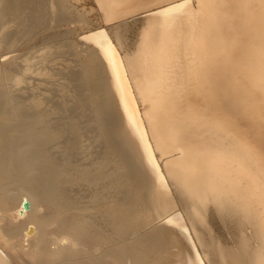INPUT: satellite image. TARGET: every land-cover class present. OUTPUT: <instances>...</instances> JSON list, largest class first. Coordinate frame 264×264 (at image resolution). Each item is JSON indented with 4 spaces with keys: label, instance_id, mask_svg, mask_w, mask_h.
I'll list each match as a JSON object with an SVG mask.
<instances>
[{
    "label": "bare ground",
    "instance_id": "obj_1",
    "mask_svg": "<svg viewBox=\"0 0 264 264\" xmlns=\"http://www.w3.org/2000/svg\"><path fill=\"white\" fill-rule=\"evenodd\" d=\"M71 1L0 0V264H206V256L189 259L184 230L178 238L158 224L203 192L177 203L145 77L120 31L94 22L92 0ZM240 3L234 44L253 96L235 113L264 174V85L251 63L254 51L264 67V0ZM214 60L207 96L234 102ZM168 80L165 88L178 83ZM151 221L158 226L146 232Z\"/></svg>",
    "mask_w": 264,
    "mask_h": 264
},
{
    "label": "rangeland",
    "instance_id": "obj_2",
    "mask_svg": "<svg viewBox=\"0 0 264 264\" xmlns=\"http://www.w3.org/2000/svg\"><path fill=\"white\" fill-rule=\"evenodd\" d=\"M157 1L92 0L94 22L120 31L128 54L145 77V103L161 115L156 126L165 150L162 170L177 203L203 192L202 199L187 205L186 215L176 209L180 215L175 212L160 223L151 221V226L146 222L149 227L144 224L146 228L141 229L148 232L156 222H165L166 233L178 238L184 230L181 241L187 240L190 246L187 254L206 256V264L205 259L215 264H264V174L240 135L235 113L240 107L241 114L253 96L251 75L234 44L238 38L236 7L249 0H185L183 4L179 3L184 0H172L155 5ZM260 37L264 43V32ZM252 52L256 77L264 85V67H259ZM215 57L221 60L223 86L235 89L234 102L229 94L214 100L207 96L208 73L215 71ZM168 79L178 83L165 88ZM66 152L62 157L69 160ZM203 205L204 210L194 212V207ZM202 221L206 228L198 227ZM187 224L196 238L191 239ZM143 230L141 234L146 233Z\"/></svg>",
    "mask_w": 264,
    "mask_h": 264
},
{
    "label": "water",
    "instance_id": "obj_3",
    "mask_svg": "<svg viewBox=\"0 0 264 264\" xmlns=\"http://www.w3.org/2000/svg\"><path fill=\"white\" fill-rule=\"evenodd\" d=\"M27 206H28V205H27L26 203H24V205H23V209L26 210Z\"/></svg>",
    "mask_w": 264,
    "mask_h": 264
}]
</instances>
